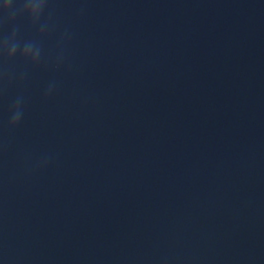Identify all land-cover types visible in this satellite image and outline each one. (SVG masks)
<instances>
[{
  "label": "water",
  "instance_id": "95a60500",
  "mask_svg": "<svg viewBox=\"0 0 264 264\" xmlns=\"http://www.w3.org/2000/svg\"><path fill=\"white\" fill-rule=\"evenodd\" d=\"M13 27L41 58L0 53V264H264V0H47Z\"/></svg>",
  "mask_w": 264,
  "mask_h": 264
},
{
  "label": "clouds",
  "instance_id": "9594fccd",
  "mask_svg": "<svg viewBox=\"0 0 264 264\" xmlns=\"http://www.w3.org/2000/svg\"><path fill=\"white\" fill-rule=\"evenodd\" d=\"M18 6L13 7V0H4L0 5V13L3 14L4 21L11 22L15 20L17 15L26 14L33 24L39 22L41 16L47 7V0H17ZM47 26L41 25L40 31L43 32ZM18 30L13 27L10 35H8L2 44H0V53L7 60H12L19 55L26 62L35 65L40 62L41 47L34 41L21 42L17 39ZM5 78L6 74H5ZM51 93V87L46 92V95ZM22 97H17L10 108L9 127L17 126L23 117Z\"/></svg>",
  "mask_w": 264,
  "mask_h": 264
}]
</instances>
